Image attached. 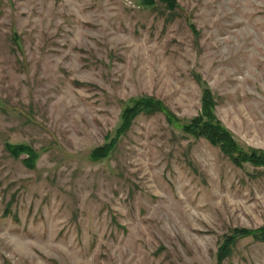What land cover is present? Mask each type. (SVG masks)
Wrapping results in <instances>:
<instances>
[{
    "label": "rangeland",
    "instance_id": "obj_1",
    "mask_svg": "<svg viewBox=\"0 0 264 264\" xmlns=\"http://www.w3.org/2000/svg\"><path fill=\"white\" fill-rule=\"evenodd\" d=\"M145 1L0 0V264H264V0Z\"/></svg>",
    "mask_w": 264,
    "mask_h": 264
},
{
    "label": "trees",
    "instance_id": "obj_2",
    "mask_svg": "<svg viewBox=\"0 0 264 264\" xmlns=\"http://www.w3.org/2000/svg\"><path fill=\"white\" fill-rule=\"evenodd\" d=\"M162 1V0H159ZM146 4L154 3V0H146ZM170 2L168 3V5ZM212 95L208 89H204L202 92V108L201 114L194 118L192 125L190 126V130H193V133H196L199 137H205L209 139L210 142L219 145V147L223 151H228L230 146H235L237 143L233 140L231 135L224 130L218 121L213 118L212 110L215 106ZM145 107V106H144ZM161 111L165 112L166 117L172 122H178V119L172 116V113L167 109L161 107ZM204 117V118H203ZM14 152V151H13ZM104 155V154H103ZM101 155H97L94 157H102ZM237 162H246L249 161L254 165H264V150H256L252 149L251 154L249 156H242L241 159H237Z\"/></svg>",
    "mask_w": 264,
    "mask_h": 264
}]
</instances>
